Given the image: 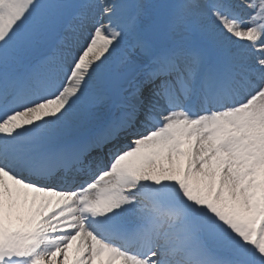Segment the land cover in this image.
I'll list each match as a JSON object with an SVG mask.
<instances>
[{
  "label": "snow or ice",
  "instance_id": "6c2138e0",
  "mask_svg": "<svg viewBox=\"0 0 264 264\" xmlns=\"http://www.w3.org/2000/svg\"><path fill=\"white\" fill-rule=\"evenodd\" d=\"M0 264H264V0H0Z\"/></svg>",
  "mask_w": 264,
  "mask_h": 264
}]
</instances>
